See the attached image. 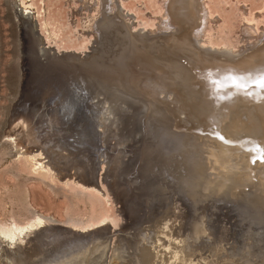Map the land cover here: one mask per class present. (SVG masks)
I'll return each mask as SVG.
<instances>
[{
  "label": "bare ground",
  "instance_id": "bare-ground-1",
  "mask_svg": "<svg viewBox=\"0 0 264 264\" xmlns=\"http://www.w3.org/2000/svg\"><path fill=\"white\" fill-rule=\"evenodd\" d=\"M81 1L83 11H87V15L84 14V30H92L96 38H99L100 32V35L104 32L103 23L106 20H111L114 32L122 27L125 29V25L117 18L121 17L122 11L117 10L116 0ZM211 1L164 0L163 15L161 13L157 22L153 20V25L145 26V30H149L145 33L143 31L144 34L136 33L139 29L132 35L115 32V42L101 37L110 42L106 47L112 46L111 57L97 58L99 52L95 47L88 61L89 65L81 64L76 69L72 68L80 74V87L76 82L70 84L68 99L65 101L67 105L61 104L60 97H55L50 101L43 99L38 104H25L13 112L12 133L7 136L15 148L21 145L26 150L19 155L17 163L31 169L33 174L54 182L60 181L75 190L78 187L108 200L112 198L108 197L109 194L115 199L130 194V187L136 191L141 190V185V188L136 187V180L126 183L121 180L123 177L119 179L120 171L127 164L126 157L130 156L131 162L136 160L137 152L134 148L137 145H132L135 142L133 136L121 133L122 123L116 117L119 105L113 104V97L125 99L133 94L132 97L139 98L137 101L142 102L144 107V110L141 109L143 113H140L147 116L151 114L150 118L161 123L157 127V139L161 148L183 150L186 146L199 147V153L174 159L179 169L176 173L180 181L177 182H181L183 188H188L184 195H188L190 203L196 206L193 209L200 208L199 220L202 216L208 218V211L227 208L230 203L237 209L249 210L250 215L253 213L264 225V87L259 86V80L264 76V32L259 33L257 21L252 17L248 19L246 15L247 19L244 18L242 25L240 24V37L244 36V40L234 42L230 31L223 35L211 32L210 26L215 20L214 2ZM14 5L19 18L17 22L20 21V31L25 39V56L28 62H35L40 70L45 71L48 64L55 60L48 57V48H45L44 38L38 32L40 25L36 19L35 3L32 0H15ZM217 11L220 14V9ZM101 16L104 21L99 20ZM255 34L258 36L255 37ZM100 42L104 45L103 40ZM37 45L40 47L38 50ZM109 46L105 48L106 51L111 48ZM181 52L189 55L185 58L191 62L189 65L183 66L180 63L182 57L178 55ZM40 53L46 57V63L40 62ZM124 58L128 59L127 63H135L143 71L135 77V82L127 81L119 85L113 82L115 73L112 68L121 70ZM94 76L102 79L105 85L97 95H91L95 92L87 84L90 81L97 83ZM85 81L88 87L83 86ZM23 85L26 86L24 79ZM78 90L81 91L80 94L77 93ZM87 113H92L94 120L89 119ZM169 117H172V123L166 121ZM147 125H151L150 119ZM195 127L197 130L193 132ZM199 127L200 130H205L200 132L201 135H198ZM229 136L238 139L234 145L241 150L235 155L228 154L223 148ZM124 147L130 150H124ZM213 160L219 165L218 171L210 169V162ZM142 170L143 167H140V175ZM125 173L126 171L123 174ZM126 185L128 186L125 187ZM103 187L109 190L108 194V190L105 192ZM219 203L221 204L218 205ZM121 210L122 208L120 212ZM165 216L154 227L150 225L154 229L150 228L143 240L136 243L135 249L139 252L142 264H157V260L160 263L167 260L171 264H199L197 258L200 257L207 262L213 261L210 264H216L214 260L217 257H225L224 242L230 240L231 230L225 221L218 220L220 223H217L221 225L220 237L217 238L219 243L205 246L197 239L191 242V239L177 238L173 234L171 218ZM92 221L89 226L86 223L87 227L83 229L86 231L66 228L67 233L53 226L51 220L40 214H36L25 224L16 221L0 224V239L3 244L0 264H115L119 259V246L123 243L122 235H114L119 232L116 220L113 221L109 215L104 214ZM75 222L80 221L71 220L73 226H76ZM202 222L193 224L194 232L204 230ZM91 228L93 229L90 230ZM206 229L205 235L211 236L212 230L217 228ZM111 233L120 240L118 243L115 240L116 246H110L109 240L105 239ZM262 236L264 237V233ZM260 242L264 245V238H260ZM206 248L210 250L208 257L202 254V249ZM258 250H262V246ZM111 252L113 255L109 256ZM261 254L262 252L257 260L249 258V255L233 259V264H264V256L259 257ZM98 259L101 262H97Z\"/></svg>",
  "mask_w": 264,
  "mask_h": 264
},
{
  "label": "rangeland",
  "instance_id": "rangeland-1",
  "mask_svg": "<svg viewBox=\"0 0 264 264\" xmlns=\"http://www.w3.org/2000/svg\"><path fill=\"white\" fill-rule=\"evenodd\" d=\"M32 1L35 3L37 11L36 19L40 25L38 32L44 38L46 46L41 47L48 48V57L55 60L53 63L48 64L45 71H42V69L40 70V67L36 65L35 62H28L25 56V39L24 35L20 31V21L17 22L19 18L18 14H16V6L14 5L15 0H0V224H10L13 221L25 224L31 221L36 214H40L51 220L50 223L53 226L61 228L64 230V233H67L65 230L66 228L86 231L83 229L91 225L93 219H99L104 216V214L109 215L111 220H116L115 222H117L115 224L117 226L116 229L119 230V232H116L114 235H122L121 237L124 240H121L123 243L119 246V259L115 264H142L139 252L135 249L137 247L136 243L141 242L145 233L150 228L154 229L153 227L157 225L158 220L164 218L165 215L171 218L173 234L176 235L177 238L191 239V242H194L197 239L198 242L205 246H210L211 243L214 245L219 241L217 239L220 237L221 225L217 224L220 223L218 222L219 220L221 222L225 221L227 223L226 225L231 227L229 233L231 241L229 240L228 242H224V248L226 250L224 255L225 257H217V259L214 260L216 264H233V259L238 260L239 258H244L245 255H249V258L257 260L260 252H262V254L259 257L264 256V245L260 242V238H264L262 236V233H264V225L258 221V218H255L253 213L250 215L249 210H244L243 208L237 209V207H233L230 203H228L227 208L223 207L222 209L217 208L213 210V212H216L217 215L210 210L208 211V218L202 216L201 220H199L201 212L198 210L200 208L197 207V209H193L195 205L190 203L188 195H184L186 192L185 190L188 188H183L181 182H177L180 181L178 179L179 175L177 176L179 169L174 161L176 158L179 160L180 157L183 158L191 153H199V147L194 148L191 146L190 148L189 146H186L184 148L185 150L172 147H167V149L165 148L166 150L161 148L157 139L159 131L157 130V127L159 128L161 123L153 118H150L152 117L151 114L149 116L142 114L143 112L141 109L144 110V107L141 105L142 102H138L137 99L139 98L136 96V98L132 97L134 96L133 94L128 98H125L126 100L117 96L113 97L115 100L113 101V104L119 105L117 106V109L118 107L119 109L116 110V112L119 111V113H117L116 117L117 119L120 118L119 122L122 123L121 133H128L133 136L135 142H133L132 145H137V148H134V151L137 152L135 155L136 160L131 162L130 156L126 157L127 160L125 159V161L127 164L123 170L120 171L121 173L119 172V179L123 177L121 180L126 183L127 181H129L128 183H131L133 180H136V187L141 188L142 186L141 190L136 191L130 187V194L119 197L118 199H115L109 194L108 197L112 198H109L108 200L100 195L96 196L89 191H82L78 189V187H76L77 189L75 190L71 187H66V185L60 181L54 182L49 178L33 174L31 169L27 167L26 169L24 168L25 166L21 167V165L17 163L19 155L22 152L25 153L26 150L21 147V145L15 148L13 144H10L12 142L7 136L12 133L11 118L13 116V112L25 104L27 105L31 102V105L38 104L41 103L43 99L50 101L55 97H60L61 104L67 105L65 101L68 99L67 93L70 89V84H74L76 82L78 84L77 86L80 87V81L78 80V76L80 74L76 73V70L73 71L72 68L75 67L74 69H76V66L81 64L89 65L88 61L90 60V56L93 54L95 47L98 48L99 52L97 58H108L112 54V46L107 45L106 47V44H110L112 41L115 42L114 36L117 32H120L118 34L122 35L126 33L132 35L135 34L137 29H139L136 33L144 34L149 30L147 29L146 31L145 26H148V24L149 26L153 25V20L157 22L165 6L164 0H116V4L118 5L117 10H120L123 13L126 11L124 14L119 11L122 15L121 17H117L118 21L120 20L119 22L123 23L122 25H125V29L122 27L119 31H115V34L112 29L114 26L113 23L110 22L111 20H106V24L103 23L105 27L104 32H102L101 35L100 32L99 38H96L92 30H84V18H86L85 15H87V11H83V3L81 0ZM212 1L215 3L212 4L213 9L216 11H213V17L215 16V20L211 23V32L214 31L217 34L223 35L230 31L231 36L234 38V42L238 41V39L242 40L244 36L240 37V32L242 31L241 25L243 19L246 17L248 19H251L252 17V19L257 21L256 24L257 27L259 26V33L264 32V0ZM216 6H218V8H216ZM219 6L222 8H219ZM219 9L220 14L217 13V10ZM99 20L104 21V18L101 16L99 17ZM126 21H129V24ZM108 22L112 24L110 25ZM131 28L133 32L135 31L134 33ZM82 31L85 32L83 33ZM111 35L113 38H111ZM238 36L240 38H238ZM257 36L258 35L255 34V37ZM101 37H107L108 40H111L110 42H107V40L104 41ZM94 40L95 42H93ZM102 40L104 45L100 42ZM108 46L111 48L106 51L105 48H108ZM39 48L40 47L37 45L36 50ZM178 56L182 57L180 63L183 66H187L191 63L189 60L186 61L185 59L188 58V54L181 52ZM40 57L42 58L40 62L46 63V57L44 54L40 53ZM124 59L126 62L123 61V65L121 64V70H115L111 67L115 73L113 82H116L119 85H122L127 81L135 82V77L143 71V69L138 67L135 63H127L128 59ZM178 72L180 73L181 71ZM97 77L98 76H94L97 83L91 81L89 83H87V81L84 82L85 85L83 86L86 87L88 84L91 88L89 89L96 93H92L89 90L88 92L92 93L91 95H97L99 89L102 86L105 87L101 81L102 79ZM23 79L26 82V86L23 85ZM99 84L101 86H99ZM106 86L110 87L109 85ZM251 87L254 88V86ZM80 92V90L77 91L79 94ZM127 94L130 95V93ZM86 101L93 103L89 100ZM131 107L134 108L130 109ZM64 108L66 109V107H63V109ZM87 116L89 119L94 120L92 113H87ZM149 119L152 126L147 125ZM166 121L172 123V117L166 118ZM200 127L198 135L202 134L200 132H205L204 129L200 130ZM150 129L151 131H149ZM195 129L196 127L193 128V132H195ZM131 131H133V135L131 134ZM189 131L191 130L189 129ZM193 132L191 131V133ZM141 136L143 137L141 138ZM197 139L201 140V138ZM225 141L226 142L224 143L223 148L225 151L227 150L226 152L228 154L235 155L237 152H240L241 149H239L237 145H234L238 142V139H234L233 136H229ZM156 147L157 149H155ZM125 148L126 150L129 149L128 147H124L123 149L125 150ZM231 149L232 152H230ZM179 151L182 153H179ZM131 163L134 165L132 166ZM210 163V169H213L212 171H218V163L214 160ZM173 164H175V166ZM140 167H143L141 175L139 174ZM160 169L161 171H159ZM125 171L126 173L123 174ZM127 171H129L130 174ZM133 177H136V179ZM162 179H166V181L162 182ZM151 184H153L152 188H150ZM127 186L128 185L125 187ZM104 188L105 187H103V189ZM154 189L157 190L154 192ZM106 190L104 189L105 192ZM108 192L109 190L106 193L108 194ZM177 200L180 205L177 203ZM220 204L221 203L218 205ZM123 207L125 209H123ZM121 208L122 210L120 212ZM241 211H243V213ZM250 216L253 221H251ZM125 218H128V220ZM72 219L79 220L80 222H75L76 226H73L71 223ZM197 221H203L202 223L205 225L204 230L202 229L201 231L196 232L193 231L192 226ZM150 225L153 227H150ZM210 227L212 229L214 227L217 228L216 230H212L213 236H208V234L205 235V231L207 230L206 228L211 229ZM95 228H98V226ZM92 229L93 228L90 230ZM114 235L111 233L105 237L106 241L109 240L110 246H116V242L118 243L120 241L119 238L117 236L114 237ZM231 235L234 240H232ZM133 236L137 237L135 238ZM113 242H115V244ZM261 246L262 250L259 251L258 247ZM2 248L3 244L0 239V257ZM256 248L257 250H255ZM209 253L210 250H208V248L202 249V254H204L205 257H208ZM111 255H113L112 252L109 256ZM197 259L199 260V264H210L213 262L204 261L202 260V257ZM97 262H101V259H98ZM164 262L161 261L160 263L159 260H157V264H171V261L166 260Z\"/></svg>",
  "mask_w": 264,
  "mask_h": 264
},
{
  "label": "snow or ice",
  "instance_id": "snow-or-ice-1",
  "mask_svg": "<svg viewBox=\"0 0 264 264\" xmlns=\"http://www.w3.org/2000/svg\"><path fill=\"white\" fill-rule=\"evenodd\" d=\"M259 86L264 87V76H262L259 80Z\"/></svg>",
  "mask_w": 264,
  "mask_h": 264
}]
</instances>
